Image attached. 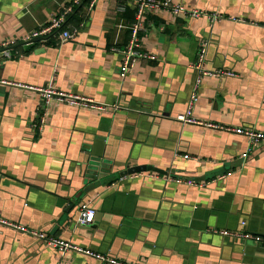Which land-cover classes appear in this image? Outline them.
<instances>
[{
	"label": "crops",
	"instance_id": "1",
	"mask_svg": "<svg viewBox=\"0 0 264 264\" xmlns=\"http://www.w3.org/2000/svg\"><path fill=\"white\" fill-rule=\"evenodd\" d=\"M168 1L225 19L151 14L142 45L158 60L122 80L112 48L128 40L118 26L135 21L136 0H91L68 20L75 39L30 44L72 0H0V45L17 43L13 58L0 55V82L120 106L101 114L54 103L39 132L40 96L0 84V217L133 264H264V245L221 234L264 236V146L243 159L246 138L176 121L207 43V69L237 77L204 78L195 117L264 133V0ZM90 159L112 172L85 193ZM128 166L149 170L122 178ZM86 203L96 213L87 227L78 223ZM0 264L101 263L0 227Z\"/></svg>",
	"mask_w": 264,
	"mask_h": 264
},
{
	"label": "built area",
	"instance_id": "2",
	"mask_svg": "<svg viewBox=\"0 0 264 264\" xmlns=\"http://www.w3.org/2000/svg\"><path fill=\"white\" fill-rule=\"evenodd\" d=\"M84 1L85 0H72L70 5L64 7V9L58 15L53 17L49 25H46L34 31L29 37H27V39H25V42L30 44L32 40L39 38L43 39L42 41H50L52 38H56V39H60L62 42L75 39L76 35L78 34V28L72 26L70 27V25H68V20L72 15H74L76 9L79 8ZM135 5H136L135 21L132 24L124 25L121 23L118 26L119 30L125 29L128 31V35H129L128 40L126 41L124 46L119 47L118 45H116L112 48L113 52L122 55V65L120 72V77L122 80H125L128 77V75L131 74V72L139 62L141 61L155 62L158 60V57L156 55L146 52L142 45V35L147 30V17L150 16L151 14L161 11H167L168 13H170L175 17H178L180 14H184L188 17L195 19L207 18L211 24L220 22L223 19H225V17L222 15L210 14V13H206L205 11L190 10L182 5H175L168 0L167 1L136 0ZM15 45H17L15 41L7 42L4 43L3 45H0V55L4 59L13 58L11 49ZM208 46L209 45L205 43L199 48L197 59L191 66V68H193L198 75L194 92L191 96L186 112L178 116L176 121L180 123L182 127L195 126L198 128H203L208 130H217V131H224L230 133L232 132L246 138L250 145L249 151L242 155V158L246 159L248 158L249 152L253 150L255 147L264 146V133L255 130L233 128V127L218 125L212 122L201 121L194 115V109L196 107V103L198 102L199 88L204 78L237 77V75L234 73H230L226 71H212L207 69L206 56H207ZM0 84L3 85L9 84L11 86L23 87L21 85H14L6 82H0ZM23 88L35 92L41 98V109L34 127L35 130L39 132H42L44 130L45 125L47 123V108H49L54 103L70 105L81 109L98 112L101 114L116 112L117 110L120 109V106L117 104L98 103L91 98L56 91L53 85H49L48 87H41V88H37V87H23ZM186 158L189 157L186 156ZM182 182H183L182 180H177V183H182ZM95 215L96 213L93 209L90 208L89 203L83 204L80 208L78 223L82 226L93 224ZM242 226L246 227V223H242ZM0 227L12 229L21 234L29 235L39 241H43L48 247L58 251L62 255H66L68 253L82 255L91 259H95L99 261L101 264H133L125 260L111 258L106 255H101L99 253H96L92 250L84 249L80 246L72 244L71 242L58 239L56 237H51L44 233L25 227L19 223L6 220L2 217H0ZM221 234L223 236H232L247 242L252 241L256 244L264 245V236L255 235L247 231H242L237 233L224 231Z\"/></svg>",
	"mask_w": 264,
	"mask_h": 264
},
{
	"label": "water",
	"instance_id": "3",
	"mask_svg": "<svg viewBox=\"0 0 264 264\" xmlns=\"http://www.w3.org/2000/svg\"><path fill=\"white\" fill-rule=\"evenodd\" d=\"M43 39H34L31 41V43H38L42 42ZM111 166L112 164L108 162L107 160L101 161V160H94L90 159L87 162V167L85 170V178L86 183L85 186L88 187L85 189V193L91 190H95L97 188L101 187V182L104 181L107 178L111 176ZM148 167L142 166V167H132L128 166L120 175L122 178H131L133 176H136L137 174L148 172ZM87 227V226H85Z\"/></svg>",
	"mask_w": 264,
	"mask_h": 264
},
{
	"label": "trees",
	"instance_id": "4",
	"mask_svg": "<svg viewBox=\"0 0 264 264\" xmlns=\"http://www.w3.org/2000/svg\"><path fill=\"white\" fill-rule=\"evenodd\" d=\"M91 0H85L83 3H82V5L78 8V10L80 9V8H82L85 4H87L88 2H90ZM76 12V11H75ZM71 18V17H70Z\"/></svg>",
	"mask_w": 264,
	"mask_h": 264
}]
</instances>
